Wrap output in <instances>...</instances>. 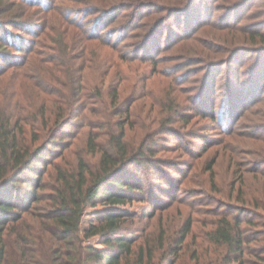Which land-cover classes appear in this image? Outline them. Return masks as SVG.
<instances>
[{"label": "rangeland", "instance_id": "obj_1", "mask_svg": "<svg viewBox=\"0 0 264 264\" xmlns=\"http://www.w3.org/2000/svg\"><path fill=\"white\" fill-rule=\"evenodd\" d=\"M29 1L3 2L1 11L6 10L4 8L6 5L7 8L10 7L9 2L16 4L11 7V13L3 18H20L18 15L22 12L21 4L26 9L28 7L29 14L25 16L26 20L28 21L29 18L32 20L26 21L27 24L31 23L30 26H26L27 31L10 27L0 33V37L6 36L8 42L12 44L17 42V46L21 45V38L28 42L34 40L39 42L43 34L37 38V33L40 31L41 34L45 25L48 29H44L46 34L43 37L46 38L35 47L36 52L40 54V57L48 54L52 56L53 53L42 46L45 44L46 47L56 46L57 51L54 57L57 58L55 61L57 66L52 67L53 64H50L48 68H53L56 72V80L62 82H68L72 72L77 70L78 72L75 73L82 76L80 84L85 94V96L81 95L82 98L79 95L77 98L75 96L73 107L76 109L80 105L81 116L67 130L68 135L64 145L56 149L48 158L53 166L49 167L42 179L43 185L47 187L43 192L49 193L52 190L51 186L54 179L56 181L60 170L75 166L80 158L85 157L88 134L93 130L92 128L103 124H115V121L127 118L131 123L127 124L126 128L133 144L138 145L140 141L147 140L148 148L152 150L144 166H135L131 172L134 173L135 178H140L143 182L146 193L150 191L153 193V198L150 200L147 194L146 201L135 200L125 206L110 207L99 204L96 207H89L83 217L82 230H86L91 223H96L97 217L104 210L114 208L134 214L137 218H143L145 213L152 210L153 205L150 202L155 204L159 197L174 196L177 198L174 199L169 215L170 220L176 218L177 221H172V224L168 221V225L174 227L180 223L179 210L185 218L192 214L198 221L192 229L194 239L190 236L185 246L191 247L192 241H196L212 249L213 245L207 244L202 235H206L210 230L208 225L214 218L212 213L219 210L221 206H228L225 210L232 212L230 218H236V215L241 217L244 222L242 227L247 231L249 239H257L247 245L250 252L256 251L255 256L247 253L244 255V261L249 264H264V210L262 209L264 203V60H260L254 51L260 38L256 37V43H253L252 37H249L264 26V0H241V5L228 21L229 6L227 5L235 0H224L225 3L223 0H198L192 12L184 17L172 18L164 24L165 29L157 32L143 55L139 57H145L149 63L142 62L141 59L133 63L120 61L114 56L115 53L110 48L102 46L100 41H89L91 50H88L86 55L94 59L96 63L87 67L85 60L81 57L83 51L81 46L75 45L71 38H67L69 27L58 24L62 23L61 15L68 17L73 11L79 12L85 9L87 0ZM210 2L213 4L210 5ZM196 14L198 16L194 18L193 15ZM77 17V14L72 15L73 19ZM82 17L83 15L77 19L80 24H82ZM114 17L113 15L111 19L105 21V24L108 22L106 24L108 28H112L111 31H107V36L110 37L102 39H108L118 46L124 36L120 26L124 24L125 19L120 16L114 22ZM178 20L179 24H183L181 28L177 27ZM235 21L241 22L242 26L241 33H235L236 47L241 50L235 54L231 52L227 59L229 46L224 43V40L230 39L231 35L228 37L225 31L219 28L233 24ZM189 25L194 27L191 31H186ZM80 27L70 26V33L74 35V31L82 30ZM102 27L103 25L100 27L97 20L94 27L90 26L88 29L91 32H97ZM242 29L245 32H242ZM116 32L118 34L113 36ZM122 33L123 36L120 37ZM125 42L130 47L125 48V44H120L116 51L117 55L134 50L131 45L135 44V40L127 38ZM28 48L29 46H25L20 49L22 52L17 51L15 54L20 57L27 55ZM73 48V54H71L69 49ZM70 54L73 55V61L69 59ZM130 57L132 58V55ZM217 58L221 59V64L227 61V66L220 69L211 68L210 65L215 63L214 60ZM151 60H157L156 73L150 63ZM202 61L204 62L200 63ZM261 65L262 77L261 80H257L259 82L257 87L256 72ZM1 66L3 64H0ZM7 68L8 71L3 77L7 81L3 84L6 85L11 77L14 79V75H21L24 71L30 76H35L39 72L37 68H32L30 65ZM47 70L44 73L47 74ZM123 76L127 77V81H123ZM38 77L39 74L36 79ZM24 81L20 78L17 85H10L16 87L17 98L21 99V104L26 105L32 96V89L27 86L29 83ZM244 88L249 93L254 92L253 89L256 88L257 95L253 93H246V95L242 92ZM233 89L237 94L230 106L229 92ZM114 90L118 92L117 100H113ZM199 95L203 96L202 104L195 103L194 100L190 101L194 97L198 98ZM169 97L176 98L174 104L178 106V109L180 108L181 113L177 115V118L189 116L188 124L185 125L174 117V122H165L171 114L169 108L172 104ZM136 99L137 101H134ZM128 107H130L129 113ZM197 112L201 116L197 115ZM214 112L217 114L216 119ZM221 119H225V123L222 124ZM105 139L103 138L100 142H104ZM64 146L68 148L62 151ZM92 159L93 162L98 161L99 155H95ZM213 160L216 163L213 165L214 175L212 176L207 168ZM237 162L241 163L244 179L236 181L234 188H231L232 181L236 180L233 173ZM253 168L259 170V173L248 171ZM244 199L247 201L245 205L241 202ZM179 202L189 204L184 206ZM243 207H246L244 214L241 213V210H244ZM238 208L239 211L236 213L235 210ZM196 211L199 213H192ZM158 215L159 213L152 221L142 220L138 226L150 225V230H156ZM250 221L255 225H249ZM91 243L100 247L96 240ZM187 250L189 251L188 248ZM29 255L30 252L27 253L28 257ZM183 259L185 260L183 262L188 260L186 255Z\"/></svg>", "mask_w": 264, "mask_h": 264}, {"label": "trees", "instance_id": "obj_2", "mask_svg": "<svg viewBox=\"0 0 264 264\" xmlns=\"http://www.w3.org/2000/svg\"><path fill=\"white\" fill-rule=\"evenodd\" d=\"M7 1L0 0V33L10 27L27 31L26 26L31 25L26 23L28 7L26 9L20 4L22 10L18 15L20 18L5 19L3 17L11 13V7L16 6L14 2H9L10 7L7 8L6 5L4 6L6 10L1 11L3 2L7 3ZM25 1L30 2L23 0ZM197 1L87 0L85 9L79 12L73 11L68 17L61 15L62 23L58 24L69 27L67 38H71L72 43L79 44L83 49L81 57L85 60L86 67L96 63L86 55L88 50H91L88 43L93 40L100 41L105 48H110L120 61L133 63L141 59L142 62H148L145 57H139L143 55L157 32L165 29L164 24L172 18L184 17L192 12ZM212 4L213 2H210V5ZM239 5L241 0H235L227 5L229 6L227 21L231 20ZM223 6L225 7L224 4ZM76 14L78 17L83 15L82 24L78 23V17L72 18V15ZM113 15L114 22L120 16L125 19L124 24L120 26L124 36L122 33L120 37L123 38L118 46L108 39H102L110 37L107 34L112 28H108L106 25L108 22L105 24V21L111 19ZM197 16V14L193 15L194 18ZM87 18L92 19L87 20ZM31 20L32 18H29L27 22ZM97 20L100 27L103 25L101 30L89 31L88 27H94ZM178 25L177 27L181 28L183 24H179L178 20ZM70 26L77 28L81 26L82 30L74 31L73 35L70 33ZM193 27L189 25L186 31H191ZM241 27V22L235 21L233 24L219 28L225 31L228 37L231 35L230 39L224 40L229 46L227 59L231 52L235 54L241 50L235 44L237 41L235 33H241ZM45 28L47 27L44 25L42 33L40 34V31L37 33V38L46 34ZM243 29L242 32H245ZM262 29L252 36L249 35L253 43H256V37L260 38L254 50L260 60H264ZM117 34L118 32L113 33V36ZM43 36L39 42L34 40L35 43L21 38L20 46H17V42L14 44L8 42L6 36L0 37V64H3L0 67V264H249L244 261V255L249 253L254 257L256 251L250 252L247 245L257 239H249L247 231L242 227L244 222L241 217L236 215V218H230L232 212L225 210L228 206H221L212 213L214 218L209 222L210 230L206 235H202L207 244L213 245L212 249L196 241H192V248L185 246L186 241L193 236L192 229L198 221L192 214L185 218L179 210L180 223L174 227L168 225L172 224V221H177L176 218L170 220L169 215L176 196V198L159 197L155 204L150 202L153 205L152 210L145 213L143 218H137L134 214L114 208L104 210L97 217L96 223H91L86 230H82L83 217L89 207H96L99 204L110 207L125 206L135 200L146 201L147 194L150 200L153 198V193L151 191L146 193L143 182L140 178H135L134 173L131 172L135 166H144L152 150L148 148L147 140L140 141L138 145L133 144L126 128L127 124L131 123L127 118L114 120L115 124H103L92 128L93 130L88 134L85 157L80 158L75 166L60 170L51 186L52 190L49 193L43 192L47 187L43 185L42 179L49 167L53 166L48 158L56 149L64 145L68 135L67 130L81 116L80 105L76 109L73 107L74 98L82 94L85 96L80 84L82 76L75 73L78 72L77 70L72 72L68 82H62L56 80L54 69L48 68L50 64H53L52 67L57 66L55 63L57 58L54 57L56 46L46 47V44L42 46L52 52V56L48 54L40 57L36 52L35 47L46 38ZM127 38L135 40V44L131 45L134 50L117 55L116 51L120 44H125V48L130 47L125 42ZM25 46H29L27 55L20 57L15 54L17 51L22 52L20 49ZM73 50L74 48L69 49L71 54ZM104 57L106 58V55ZM69 59L73 61V55ZM214 62L210 65L211 68L220 69L227 66V61L221 64L220 58ZM150 63L156 73L157 60H151ZM29 65L39 71L37 79L38 74L30 76L24 71L21 75H14V79L11 77L7 85L3 84L7 82L3 77L8 71V66L29 67ZM261 69L262 65L256 72L257 87L259 85L257 80H261L262 77ZM46 70L47 74L44 73ZM123 77V81H127V77ZM20 78L25 80L24 83L27 81L29 83L27 86L32 89V96L26 105L21 104V99L17 98L18 92L14 86ZM10 84H14L13 88ZM242 90L245 94L249 93L246 88ZM253 90L254 92L249 94L257 95L256 88ZM229 94L230 106H232V100L237 93L233 89ZM112 96L113 100L118 99L117 90L113 91ZM202 97L199 95L198 98L194 97L190 101L194 100L195 103L202 104L204 101ZM169 99L173 106H170L171 114L165 122L172 123L176 118L185 125L188 124L189 116L177 118L181 112L174 104L176 98L169 97ZM129 110L130 107L127 109L128 113ZM197 115L201 116L199 112ZM213 115L216 119L217 114L214 112ZM221 123H225V119H221ZM103 138H106L104 142H100ZM67 148L64 146L62 151ZM95 155H99V159L93 162L92 158ZM215 163L216 161L213 160L207 168L212 176ZM248 171L259 173L255 168ZM242 173L241 163L237 162L233 173L236 180L232 181L231 188H234L236 181H243ZM241 202L244 205L247 203L246 199ZM179 203L184 206L189 204ZM243 208L242 214L246 212V207ZM262 209L264 210V203ZM235 211L237 213L239 208ZM158 213L156 230H150V225L138 226L142 220L156 219ZM249 225H253V222L250 221ZM93 240L97 241L99 248L91 243ZM29 252L30 257L27 256ZM184 255L188 258L186 262H183Z\"/></svg>", "mask_w": 264, "mask_h": 264}]
</instances>
